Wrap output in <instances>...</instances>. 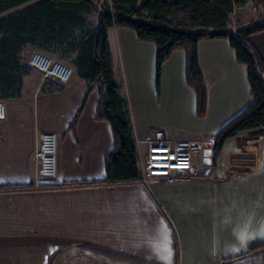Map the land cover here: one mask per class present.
I'll list each match as a JSON object with an SVG mask.
<instances>
[{
    "label": "crops",
    "instance_id": "crops-1",
    "mask_svg": "<svg viewBox=\"0 0 264 264\" xmlns=\"http://www.w3.org/2000/svg\"><path fill=\"white\" fill-rule=\"evenodd\" d=\"M250 41L264 59V32ZM109 44L114 79L129 101L141 167L147 141L213 144L221 127L250 101L247 68L237 61L229 40L204 39L199 63L208 103L202 123L209 128L196 131L194 138L171 132L159 122L170 114L184 116V105L168 108L169 92L182 93L189 116H199L196 93L186 81L185 52L175 51L164 64L162 76L172 77L164 92L163 82H155L153 42L141 41L132 29L114 27ZM77 55L60 60L74 69L66 85L43 80L28 91V75L23 95L5 100L0 264H49L52 257V264H264V127L227 140L214 164L197 152L194 170L173 183L104 184L114 135L109 122L96 119V90L71 130L88 90L75 66ZM45 131L58 136V172L36 188L35 151Z\"/></svg>",
    "mask_w": 264,
    "mask_h": 264
},
{
    "label": "trees",
    "instance_id": "trees-1",
    "mask_svg": "<svg viewBox=\"0 0 264 264\" xmlns=\"http://www.w3.org/2000/svg\"><path fill=\"white\" fill-rule=\"evenodd\" d=\"M250 1L264 5V0H0V14H5L0 17V100L23 95L25 77L32 72L25 60L28 47L64 61L78 53L75 66L88 90L71 130L75 131L90 93L96 90L100 96L96 119L109 122L114 135L102 183L137 182L142 167L129 101L122 84L114 79L109 31L114 27L132 29L141 41L156 45L158 84L164 64L175 51H184L186 81L196 93L200 118L207 111L208 93L199 63V43L228 39L237 61L247 68L250 101L217 133L214 164L227 140L264 127V59L250 41L251 36L264 32V15L247 24L231 25L236 7ZM94 14H98L96 22Z\"/></svg>",
    "mask_w": 264,
    "mask_h": 264
},
{
    "label": "built area",
    "instance_id": "built-area-1",
    "mask_svg": "<svg viewBox=\"0 0 264 264\" xmlns=\"http://www.w3.org/2000/svg\"><path fill=\"white\" fill-rule=\"evenodd\" d=\"M28 64L38 70L44 80H51L60 85H66L74 75V69L69 64L57 60L48 54L34 50ZM7 118V104L0 100V120ZM148 151L141 157L142 177L140 182L152 184L159 181L173 183L187 175L188 170L196 166V153L211 160V143L196 140L178 141H147ZM58 136L55 132L45 131L39 136L35 159L38 164L36 188H42V183L54 179L58 172Z\"/></svg>",
    "mask_w": 264,
    "mask_h": 264
},
{
    "label": "rangeland",
    "instance_id": "rangeland-1",
    "mask_svg": "<svg viewBox=\"0 0 264 264\" xmlns=\"http://www.w3.org/2000/svg\"><path fill=\"white\" fill-rule=\"evenodd\" d=\"M5 14H0L1 16H4ZM264 15V5H256L253 1H250L246 5H241L236 7L234 13L232 14V26H237L238 23L241 24H247L252 20L258 19ZM136 33V32H135ZM34 51V50H33ZM32 51V52H33ZM178 51V50H177ZM32 52H25V60L27 61L31 55ZM174 54V53H173ZM66 63V62H65ZM69 64V63H67ZM70 65V64H69ZM123 73V72H122ZM163 75V73H162ZM161 75L160 82H163L164 84V92L166 91V84L170 82L172 84V77L170 76V73H167L164 77ZM44 79L42 77V74L32 70L31 74L27 77V89L33 90L38 85L39 82H42ZM155 82L158 83V77L156 73ZM156 83V84H157ZM169 83V85H170ZM173 97V98H172ZM165 101H168V108L172 109L177 106L182 107L184 105V108L182 111L184 112V116L178 114L177 116H174V114H170L169 116L165 117L164 119L160 120V124L163 126H166L168 130L171 132H177L178 134H182L183 136H187L189 138H194L196 136V131L198 130H207L205 127L209 128V125L202 123V118L199 116L194 118L189 116V104L184 103V96L182 93H173L169 92L167 97L165 98ZM178 103V105H177ZM181 111V108H179ZM206 123V122H205ZM205 126V127H204ZM203 131V130H202ZM215 142V141H214ZM214 147V143L211 145V153H207V157L211 154L212 159V149ZM141 153L145 154V152L141 151Z\"/></svg>",
    "mask_w": 264,
    "mask_h": 264
}]
</instances>
